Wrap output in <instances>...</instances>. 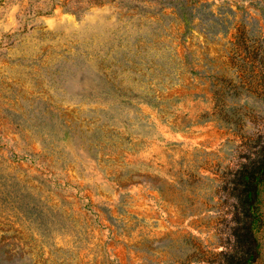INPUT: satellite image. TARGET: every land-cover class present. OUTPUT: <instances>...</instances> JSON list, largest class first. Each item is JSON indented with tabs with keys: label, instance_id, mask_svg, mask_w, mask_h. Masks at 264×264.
<instances>
[{
	"label": "rangeland",
	"instance_id": "374dc122",
	"mask_svg": "<svg viewBox=\"0 0 264 264\" xmlns=\"http://www.w3.org/2000/svg\"><path fill=\"white\" fill-rule=\"evenodd\" d=\"M263 145L264 0H0V264H224Z\"/></svg>",
	"mask_w": 264,
	"mask_h": 264
},
{
	"label": "trees",
	"instance_id": "16d2710c",
	"mask_svg": "<svg viewBox=\"0 0 264 264\" xmlns=\"http://www.w3.org/2000/svg\"><path fill=\"white\" fill-rule=\"evenodd\" d=\"M248 164L234 173L229 193L235 201L232 236L233 254L224 255V264H250L257 255V240L254 226L257 222V187L264 179V145Z\"/></svg>",
	"mask_w": 264,
	"mask_h": 264
}]
</instances>
